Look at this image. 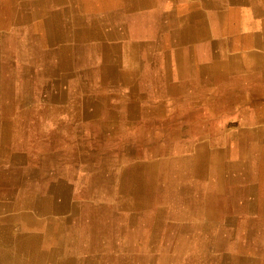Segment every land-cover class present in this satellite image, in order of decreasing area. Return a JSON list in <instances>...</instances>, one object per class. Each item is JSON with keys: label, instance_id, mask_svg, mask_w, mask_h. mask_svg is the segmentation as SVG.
I'll return each instance as SVG.
<instances>
[{"label": "crops", "instance_id": "obj_1", "mask_svg": "<svg viewBox=\"0 0 264 264\" xmlns=\"http://www.w3.org/2000/svg\"><path fill=\"white\" fill-rule=\"evenodd\" d=\"M7 3L0 0V11ZM54 8L61 11V20L34 31L42 36L58 26L70 29L67 41L53 44L41 43L39 37L34 39L38 44L22 37L19 44L12 41L6 36L15 26L0 14V225L5 228H0V244L17 251L15 264L90 262L86 254L67 247L70 230L27 229L20 214L43 218L53 204L51 218L57 223L78 218L74 206L96 202L97 212L86 215L110 219L109 232L118 235L122 227L115 222V209L131 211L138 204L122 203L138 198L124 196L122 171L112 168L124 156L134 168L132 152L116 151L112 143L145 133L140 126L163 123L166 141L199 143L186 145L185 156L216 159L234 142V155L250 159L254 169L248 178L245 171L236 174L238 182L227 188L210 182L204 191L162 178L166 188H159V197L155 176L167 161L146 162L149 174L141 184L149 199L129 221L138 223L139 212L144 213L147 248L152 239L159 244L166 221L167 254L188 252L193 243L224 251L221 264L250 256L264 264V0H74L67 16L58 2ZM39 24L38 18L32 22ZM67 45L72 50L68 64L61 56ZM32 108L37 111L31 113ZM44 114L48 119H39ZM155 154L163 157L166 148ZM234 168L205 170L231 176L238 170ZM241 174L245 182H240ZM93 189L100 197L83 194ZM166 189L173 196L166 209L152 210ZM112 191L114 198L108 196ZM58 196L70 202V214L57 213L63 203ZM172 239H187V246H175ZM41 253L52 256L38 258ZM104 257L99 254L98 262ZM109 258L116 264L123 255L113 252Z\"/></svg>", "mask_w": 264, "mask_h": 264}, {"label": "rangeland", "instance_id": "obj_2", "mask_svg": "<svg viewBox=\"0 0 264 264\" xmlns=\"http://www.w3.org/2000/svg\"><path fill=\"white\" fill-rule=\"evenodd\" d=\"M46 92L47 91H45V94H47ZM51 108L52 107H50L49 110ZM30 111L31 113H35L37 110H35V108H32ZM41 118H44L45 120L48 119L47 115L45 114L40 116L39 119ZM31 119L33 118L31 117ZM140 128L146 129V132L138 136L136 135L127 136L128 138L126 140L116 141L115 143H112L116 151L122 150V152L125 153L126 151L129 150V152H132L131 163L132 164L134 163L135 165L134 168H129L132 167V165L129 166L128 165L129 162L123 161L124 160L123 158L125 156L121 159L117 158L119 162L112 167L122 171L119 178L121 180L122 189L125 197H128L129 194H133L135 191H137L138 186L147 179L149 174V169H148L149 163L146 162L149 161L161 162L162 160H164L167 161V163L172 164L171 166L166 165L163 168H159L157 175L155 176L156 183H155L154 191L155 194H157L159 197H160L158 192L159 188L161 187L166 188V184H164V182H161L162 178L163 181H165L166 179V182H170V183H179V182L191 183L192 181H194L193 171H192V167L190 168V163L193 160H195V158L185 156L186 149H188V146L186 145L191 144L193 146L194 145L196 146L199 145V143H194V142L188 143L180 139H176L173 141H166V123H163L161 125L155 124V125L140 126ZM175 138H179V136H176ZM161 146L166 148V154L163 157L155 154L158 152L157 148H160ZM107 152H111V151H107ZM223 157H224V161L227 163L239 162L240 160L241 162L248 161V158H244V157L240 158L237 155H226ZM210 161H212V159H210ZM137 163H143V164L137 166ZM240 172H241L240 170H237L232 175L235 176L236 174H240ZM199 173L203 175V179L204 181H206V183L219 182L220 173L211 174L209 171L205 169L199 171ZM113 175L115 176V174ZM161 175H163L164 177H162ZM100 179L103 181L102 177ZM97 181L101 182L99 180ZM108 181H110V179ZM116 184L119 185L118 183ZM117 191L119 192L121 191V189ZM169 193L172 194L170 191L166 189V196L163 197V199L156 197V200H154V205L151 206V209L154 210L161 207L166 209V200H168L169 197L173 198V196L171 195L169 196ZM54 195L55 194H53V196ZM58 197L63 200V203L58 205L57 213L60 215L64 214L65 216L64 212L67 209L68 213L70 214L72 210V206H70V202L66 204L64 203L66 199L65 197L63 196H58ZM42 204H43L42 206L45 207L46 205L45 200H43ZM135 204H138L137 206H139V201L135 203H128V202L122 203V205H127V206L135 205ZM35 207L41 208V202L35 201ZM99 208L100 206L96 202H93L91 205L87 204L86 206L76 205L74 206V212L73 211L72 212L76 214V216L79 215L78 218L65 220V222H68L70 224L69 226L71 229L70 230L71 234H69L66 238L70 240V244H68L67 247L77 253L81 252L86 254L87 255L86 258L90 262H86L85 264H109V263L115 264L114 262L109 261L110 259L109 255H112L113 252H115L116 255L122 257V255L124 254L125 255L132 254L135 256L139 254H144L148 251L146 245L147 231L145 229L147 226V222L144 221L145 219L143 218L144 215L143 212H139V216H140L139 222L131 224L132 222L129 221V218H131V215L133 217L136 214V212L124 210L119 207L116 208L115 211H117L119 215L118 217H116L117 219L115 222L117 223V225L118 224L121 225L122 230L120 228V233L114 236L112 233L109 232V230H111L112 228V225L110 224V219L107 220L104 217L90 219L91 217L89 218L88 215H86L88 211L97 212ZM45 214H46L45 217L42 218L41 216L38 219H34L33 214L29 212L26 213V215L20 214V216L23 218L25 217V220L27 221V229L40 230L42 232H45L43 226L45 223H47L51 215L54 214L53 204L50 205V207L48 208ZM164 224L165 227L163 230L160 231L159 234L160 239H159L158 247L154 248L152 251L155 255H159L161 252H166L167 250H169L166 247V221L164 222ZM116 238H118L119 242L114 250L109 245L108 241ZM234 239L238 243L242 241V238L236 237ZM188 249L189 251L186 252L185 254L177 251L171 252L176 254L177 256L171 258L170 259L171 261L169 262L165 261L164 264H221L219 257H221V254L224 253V251H220V250L217 251L216 248L210 249L209 247H205V246L199 248L198 246L196 247L193 243L191 244V247ZM227 250L228 251L226 252L232 258L234 254L232 253V249L228 248ZM99 254H104L105 256L108 257L107 259L106 257H104L98 262ZM236 255L238 254L236 253L235 256ZM120 261L121 260L118 259L116 264H121L122 262ZM132 264H139V263L138 261L134 260L132 261Z\"/></svg>", "mask_w": 264, "mask_h": 264}, {"label": "bare ground", "instance_id": "obj_3", "mask_svg": "<svg viewBox=\"0 0 264 264\" xmlns=\"http://www.w3.org/2000/svg\"><path fill=\"white\" fill-rule=\"evenodd\" d=\"M7 1H8L7 6L4 8V11L3 10L0 11V14L2 12H4V14H5L4 18L10 20L13 23L12 26H15V28L14 27L11 28L9 35L6 36V37H10L12 41L17 40V43L19 44L18 41L21 40L20 37L24 38L25 41L32 42V43H37L36 40H34V39H36L38 37L40 38L41 43H47L48 42V43L53 44L54 40H57L58 42H60V41L64 42V41L68 40V37L70 36L69 35L70 29L68 30L67 28L66 29L62 28V26L56 27L55 31L46 30L49 33L46 31H43L42 36L36 35L34 33V31H36L35 27H39L40 25H43V27H40L39 29H42V28L47 29L46 25H49L51 22H54L57 19H58V21L61 20L60 19L62 17L61 11L56 9V8H54V10L52 9V7H54V5H55V2H58V5L62 6L63 9L65 8L66 11L65 10L64 11L67 13L66 14V16H67L71 10V6H73V4H74V0L73 1L72 0H7ZM60 1H63V2H60ZM1 16H2V14H1ZM37 18L41 19V24L36 25V26L35 25L32 26V22L35 21V19H37ZM22 25L27 26V27L25 29H19V28H23ZM51 33L53 34L54 37H52L50 35ZM52 38H53V41L51 42ZM33 46L34 45H32V47ZM68 48H69V46L67 45L66 49L61 53V56L64 58V60H65L64 62L66 64L69 63L68 61H70L71 54H72V50L71 49L69 50ZM14 49H15V47L12 46V52L11 53H14V51H13ZM18 49H19V47L17 48V50ZM18 52H19V50L17 51L16 54H18ZM65 57H66V59H65ZM13 65H14V62H11V70L12 71L16 70L15 66H13ZM233 66H235V65H233ZM240 67H241V65H240ZM214 69H215V67H214ZM7 85L9 86L8 83H7ZM11 89L12 88L9 86V92ZM10 96H11V94H10ZM232 145H233V147H231ZM236 145H237V143H235V144H234V142L230 143V145L227 146L228 148L225 147L224 151L222 150V151H220V153H222V154L224 153V156L234 155L236 152V149H237ZM163 149H164V147L161 146L160 148H157V151H161ZM203 150H204V148H203ZM203 155H205V154H203ZM203 155H199V156H203ZM212 161H213V163H212ZM212 161H210V159L207 157H203V158L198 157L195 160H193L190 163V168L192 167L194 181H192L191 183L188 182L187 186L194 184L198 188L202 189L201 191L208 190L207 187H209L210 184L206 183V181H204L202 174H199V171H202L204 169H210V168L225 169V168H229L230 166H234L235 167L234 169L240 168L238 170L245 171L243 173H244V175L247 176V178L250 176L248 171H250V173H252V171L254 169L253 165H251L250 159H249L248 163L241 162V160L239 162L227 163L224 161V157L220 156L219 158L212 159ZM163 164L165 166L166 165H169V166L172 165L171 163H167V162H163ZM255 168H257V167H255ZM219 173H220L219 183H220V185L222 184L223 187H225V188H227L228 185L230 186V183H232V182H235V183L238 182V177L236 175L235 176H229V175L224 174L222 172H219ZM244 175L241 174L240 182H245L244 179H246V177ZM195 180H198L200 183L196 182ZM142 187H143V184H140L137 188V191L134 192L133 198H138L139 206L133 207V209L131 210L133 212H137L136 209H139L141 211L146 206V202L149 199L148 194L146 193V191H144L145 188L144 187L142 188ZM232 192H233L234 197H237L238 191L233 190ZM83 194H85V196L100 197L99 191L94 190V189L85 191ZM28 196H30V195H28ZM108 196L114 198L116 196V192L112 191L110 194H108ZM1 212H4V211L0 207V214H1ZM64 213L66 216V214L68 213L67 209L65 210ZM136 216H137V214H135L133 217H136ZM131 217H132V215H131ZM56 224H58V225H56ZM69 225L70 224L68 222L61 221V220L56 223V221L50 217L48 219L47 223H45L43 227H44L45 232H48V233H50L52 231H56V230L61 232V233H65V232L71 230ZM0 228L5 229L1 225H0ZM113 235L115 236L116 234H113ZM217 239H218L217 245H219V247L222 246L224 239L221 237L217 238ZM157 240L158 239H152L151 240V247L144 254H139V255H135V256L132 254L131 255L128 254L125 256L123 255V259L121 260V262H122L121 264H129V263L132 264V261H134V260L138 261L139 264H164L165 261L169 262V261H171L170 260L171 258L177 256L174 253H168L167 254L166 252H164V253L161 252L159 255H155L152 251L154 248H156L158 246V245H155ZM172 240H173V245L178 246V247H182V248L187 246V243H188L187 239H182L179 242H174V239H172ZM115 241L119 242L118 238L112 239L111 243H110V241H108L109 245L112 248L115 245ZM25 243L28 245L27 242H25ZM124 243H125V241H124ZM61 245L65 246L66 243L61 242ZM124 245H126V244H124ZM3 247H5L4 242L0 244V264H15L14 256L17 253V251H15L11 248H3ZM4 249H6V250H4ZM61 251H62V249H61ZM67 252H69V251H67ZM20 253L25 254L27 252L24 251V252H20ZM182 253L185 254L186 252L182 251ZM66 254H68V253H66ZM51 256H52L51 254H47V255L42 254V255H39L38 258L43 259L44 257H51ZM29 258L31 259V257H28V261H31L30 263H33V260L32 259L29 260ZM192 258H193V256H192ZM66 259L69 260L70 257H67ZM257 261H258V259L253 258V256H250L249 259H244V260H242L241 258H234L233 259L234 264H257L258 263ZM64 263H62V264H64Z\"/></svg>", "mask_w": 264, "mask_h": 264}]
</instances>
